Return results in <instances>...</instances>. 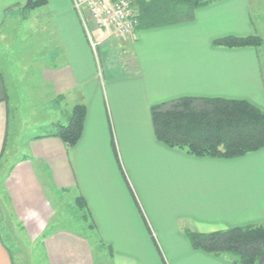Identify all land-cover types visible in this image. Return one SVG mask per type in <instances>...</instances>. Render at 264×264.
<instances>
[{
  "label": "crops",
  "instance_id": "crops-1",
  "mask_svg": "<svg viewBox=\"0 0 264 264\" xmlns=\"http://www.w3.org/2000/svg\"><path fill=\"white\" fill-rule=\"evenodd\" d=\"M27 1L0 0V264H19L12 245L20 238L40 245L46 264H235L194 247L187 230L264 223V147L234 158L191 155L158 140L151 107L205 96L264 109L259 46L214 44L263 38L264 0H216L192 20L128 37L91 26L96 48L72 0L23 9ZM142 1L133 0L140 13ZM19 80L50 104L36 119L16 117ZM78 103L87 116L70 147L53 134ZM79 197L89 229L56 216L55 201L76 208Z\"/></svg>",
  "mask_w": 264,
  "mask_h": 264
},
{
  "label": "trees",
  "instance_id": "trees-1",
  "mask_svg": "<svg viewBox=\"0 0 264 264\" xmlns=\"http://www.w3.org/2000/svg\"><path fill=\"white\" fill-rule=\"evenodd\" d=\"M216 0H143L137 27L179 23L194 18V11ZM47 0H28L33 9ZM259 35L226 36L216 45L245 47L261 45ZM87 106L75 104L65 124H57L53 135L67 146L81 139ZM151 119L155 135L169 147L199 157L234 158L264 147V110L246 99L182 96L154 104ZM77 206L88 219L86 202L79 197ZM196 248L218 256H229L235 264H264V223L227 228L209 233L187 230Z\"/></svg>",
  "mask_w": 264,
  "mask_h": 264
},
{
  "label": "rangeland",
  "instance_id": "rangeland-1",
  "mask_svg": "<svg viewBox=\"0 0 264 264\" xmlns=\"http://www.w3.org/2000/svg\"><path fill=\"white\" fill-rule=\"evenodd\" d=\"M22 7H23V9H26L25 5H23ZM262 39H263L262 44L258 45V46H259V50L261 52L260 53L261 56L264 57V36ZM254 47H257V46H254ZM28 71H29V66H28ZM30 72H31L32 76H34V74H36L34 71L33 65H31V71ZM26 83H28V82H24V81L17 82V84H18L17 87L22 92L21 97L18 96L19 102L21 103V106L18 107V110L20 113H17V116H16L18 118V120L20 119L21 116L23 118H24V116L25 117L28 116V117H33L34 119H36L37 116L39 117V115L43 111L44 107L49 108L48 106L50 105L48 101L44 102L45 104L39 102L38 96H36V97L28 96L27 90H25V89H26V87L28 88L29 85ZM37 83L38 82H32V85L30 86V88L34 89V91H36V92H37V90H38V92H40L38 89ZM259 108H261V107H259ZM12 112H13L12 114L15 118L14 110H12ZM18 114H21L20 117L18 116ZM60 124H62V123H60ZM43 129L44 128H37V131H41ZM6 171H7V167H2L0 169V202L2 200V197H1L2 188H3L2 183H3L4 177H5ZM55 205L60 206V207H58L59 209L57 211L56 216H64L65 219L62 220V223H64L66 226H69L70 228H75V229L81 230V228L82 227L84 228V225H85V228L89 229L86 225V224H88L87 220H86V222L83 223L84 218H83L82 211H80V209L78 207L75 208L73 206L74 205L73 203L67 204V201H66V203L64 204L62 202L58 203L55 201ZM143 214H144V212H143ZM145 217H146V215H145ZM80 219H82V220L79 221ZM79 223H80V225H79ZM85 231H87V230H85ZM88 232H89V230H88ZM4 234H5V232H4ZM12 246L14 248V251H13L14 255L16 256L19 264H46L45 260L42 256L43 249L41 248L40 245H34V247H33L28 242H26V241L22 240V238H20V239H16L15 242H13ZM21 252L27 253V256L24 257V255H23V258H22Z\"/></svg>",
  "mask_w": 264,
  "mask_h": 264
},
{
  "label": "built area",
  "instance_id": "built-area-1",
  "mask_svg": "<svg viewBox=\"0 0 264 264\" xmlns=\"http://www.w3.org/2000/svg\"><path fill=\"white\" fill-rule=\"evenodd\" d=\"M76 10L86 23L93 48L98 43L92 38L91 26L109 34L128 37L138 25L139 9L133 0H72Z\"/></svg>",
  "mask_w": 264,
  "mask_h": 264
}]
</instances>
